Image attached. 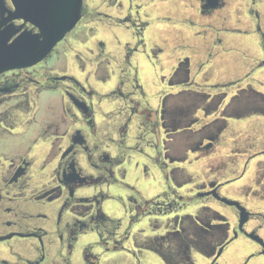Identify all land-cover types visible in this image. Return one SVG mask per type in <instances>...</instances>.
<instances>
[{
    "label": "flooded vegetation",
    "instance_id": "af4514ba",
    "mask_svg": "<svg viewBox=\"0 0 264 264\" xmlns=\"http://www.w3.org/2000/svg\"><path fill=\"white\" fill-rule=\"evenodd\" d=\"M15 3L32 2L0 0V264H264V210L230 192L264 157V0H82L44 58L5 66L38 33Z\"/></svg>",
    "mask_w": 264,
    "mask_h": 264
},
{
    "label": "water",
    "instance_id": "95a60500",
    "mask_svg": "<svg viewBox=\"0 0 264 264\" xmlns=\"http://www.w3.org/2000/svg\"><path fill=\"white\" fill-rule=\"evenodd\" d=\"M31 2L29 7L15 4L19 15L36 26L38 33L27 32L20 35L10 45L14 52L7 54L3 63L5 66L33 64L41 60L75 26L81 16L82 0H31Z\"/></svg>",
    "mask_w": 264,
    "mask_h": 264
},
{
    "label": "rangeland",
    "instance_id": "374dc122",
    "mask_svg": "<svg viewBox=\"0 0 264 264\" xmlns=\"http://www.w3.org/2000/svg\"><path fill=\"white\" fill-rule=\"evenodd\" d=\"M220 67V68H219ZM219 69H221V66H218ZM217 68V70H218ZM241 117L240 119H242ZM250 118V117H249ZM248 118V119H249ZM243 120V119H242ZM250 124V120H246ZM241 129H246V127H242ZM264 137V132L260 136L259 139H262ZM255 145H258L257 142H254ZM231 148V147H230ZM246 149L247 144L244 142H240L239 149ZM255 147H251V149H254ZM229 150V149H227ZM236 152H238L236 150ZM228 155H232V153H229ZM230 159L225 163L224 168L222 169V173L224 176H233L234 173H239L242 171V166L236 164H229ZM236 161V160H234ZM238 162V161H237ZM264 171V157L258 156L255 159L251 160L248 164L245 171H243L241 177L230 183V192L234 196H236L238 199L244 201L247 203L248 206L254 207L257 210H264V199H256L255 196H252V192L256 189H259L262 184L264 183V180L261 179V174ZM176 249H180V245H173L169 246L165 252H169L166 257L168 259V262H171L172 260H175L177 255H174V252ZM176 264L175 262H173Z\"/></svg>",
    "mask_w": 264,
    "mask_h": 264
}]
</instances>
